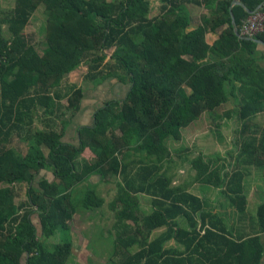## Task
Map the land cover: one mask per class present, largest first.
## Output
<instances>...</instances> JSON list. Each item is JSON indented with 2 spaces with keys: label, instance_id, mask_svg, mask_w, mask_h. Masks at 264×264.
<instances>
[{
  "label": "trees",
  "instance_id": "obj_1",
  "mask_svg": "<svg viewBox=\"0 0 264 264\" xmlns=\"http://www.w3.org/2000/svg\"><path fill=\"white\" fill-rule=\"evenodd\" d=\"M234 1L247 9L234 5L230 14ZM186 3L215 11L187 30ZM263 3L159 0L151 17L149 0H16L0 16V264H67L70 240H49L69 230L79 208L103 207L105 200L89 183L92 175L124 181L110 203L117 234L104 264H263L264 200L251 222L257 233L244 238L228 217L160 172L170 155L168 142L178 141L181 129L203 112L230 98L235 107L227 116L243 122V130L264 113V54L255 41L234 33ZM39 6L46 16L41 51L24 32ZM223 26L208 45L205 34ZM254 39L264 43V34ZM81 67L83 85L113 79L128 90L97 111L95 125L80 130L81 146L75 148L62 137L80 110L83 88L67 84L66 77ZM42 115L45 128L28 136L25 152L15 148V139L32 131ZM238 141L231 170L213 161L193 166L194 181L220 189L243 223L248 168L264 171V129ZM131 156L138 158L127 162ZM128 164L144 178L140 186L129 177ZM42 170L54 180L40 176ZM22 185L27 200L17 203ZM139 193L154 197L152 213L143 215ZM171 239L183 249H166Z\"/></svg>",
  "mask_w": 264,
  "mask_h": 264
},
{
  "label": "crops",
  "instance_id": "obj_2",
  "mask_svg": "<svg viewBox=\"0 0 264 264\" xmlns=\"http://www.w3.org/2000/svg\"><path fill=\"white\" fill-rule=\"evenodd\" d=\"M200 1V0H199ZM159 3V2H158ZM241 3V4H239ZM214 5V4H213ZM234 5H241L245 6L240 1H234L231 3L230 6V14H231V8ZM246 7V6H245ZM184 8L189 15L190 19V25L187 30H193L197 28L201 24V20L203 18H208L211 15V11H215L213 6L210 7V10L206 8L203 4L201 5H193L191 3L184 4ZM158 10V9H157ZM158 12V11H157ZM157 14V13H156ZM155 14V15H156ZM150 13V16H155ZM225 28L223 26L222 28L218 29L215 32H207L205 34V42L208 45H212L219 37V33ZM257 50L264 54V43H257ZM85 67H81L80 69H77L73 72H71L68 76V82L69 85H76L78 87L83 88V100L81 102L80 110L72 116L71 123L68 125L66 132L64 133L62 137V142L66 145L73 146L75 148H80L81 146V137H80V130L86 127H93L95 125V114L99 109L105 106L106 103L111 101H118L125 97L127 93V87L119 82L112 83L111 80H106L105 82L98 84V85H92L87 84L83 87L82 85V79L83 75L85 74ZM78 78L80 80H78ZM87 86V87H86ZM63 105H67L64 100L62 101ZM264 119V113L259 114L256 119ZM48 153V151H46ZM89 158H91V154L89 155ZM133 160V159H132ZM82 157L78 159V162L81 163ZM129 161V160H128ZM130 162V161H129ZM127 164V163H126ZM129 168V177L136 186H140L144 178L141 175H138V169L137 167H131L129 164L127 165ZM132 168V169H131ZM254 168V167H253ZM250 173V170L248 171V175ZM42 177L48 178L49 181L54 180V175L50 172H46L44 170L41 171ZM120 180L121 186L124 185L123 177L117 176ZM264 178V177H263ZM116 181L114 179L102 181L101 177L99 175H92L90 177V184L91 188L96 189L99 196L105 200V203L103 207H101L97 211H87L83 208H79L78 213L74 216V219L72 222H68L69 230L64 234H58L56 235V239L54 241H60L62 238H68L71 242V250L72 254L67 264H85L80 259V254L82 252L89 251L91 255L88 257H85V262L87 263H97L96 259L98 257H103L104 252H109L113 250V244L110 246L108 244L109 238L112 233H116V230L113 228L105 229L106 220L110 218V216L113 214L115 218V213L110 208V203L117 197L118 195V187L116 188V191L111 187V184H114ZM181 181H174L173 178V186H184L188 189L189 193H192L196 195L197 197H200L204 201H206L208 204L212 205L215 209V212L222 215L225 218H229V215H233V222L229 223L232 229H234L235 234H241L245 237L251 236L254 233H257V230H254V226H252L251 222L247 223V220L250 217V201L252 197L256 196V200L258 203H261V201L264 200V184H261V187L256 186V189L252 191L251 196L249 194V190L247 189V183H245V194L247 195L248 199V208L246 212V216L244 217V222L241 223V216L238 215L236 210L234 208H231L229 205H226L225 197H222L220 194V189H216L211 186L203 185L199 182H192L190 184L186 183H180ZM181 185H179V184ZM194 183V184H193ZM140 184V185H139ZM105 185V186H104ZM115 185V184H114ZM117 185V184H116ZM84 186H87V183L84 184ZM107 186V188H106ZM191 187H195V190H192ZM21 188V187H20ZM102 188V189H101ZM209 191H213L216 194H213L214 196H211L209 194ZM21 192V191H20ZM116 192V193H115ZM113 194V195H112ZM111 196L110 199H108V196ZM140 198V207L143 211V215H148L154 211V197L150 194L146 193H139L138 194ZM23 199H21L20 202H25L27 198L25 195H22ZM20 198V197H19ZM224 199L225 204L222 203V200ZM227 209H231L233 212H226ZM237 216V217H236ZM106 221V222H105ZM249 221V220H248ZM180 223L183 227L188 226V223L184 219H180ZM164 229L157 230L154 235H157ZM52 238V237H51ZM262 243L264 245V234L261 235ZM49 242L54 243L51 239ZM57 243V242H56ZM95 247V248H92ZM166 249L171 248H177V249H183L182 247L178 246L177 242L173 239L169 240L165 244ZM92 249V250H91ZM94 252V253H93ZM95 254V255H93ZM73 256V257H72ZM79 257V259H77ZM73 258V261L71 259ZM264 264V260L262 262Z\"/></svg>",
  "mask_w": 264,
  "mask_h": 264
},
{
  "label": "rangeland",
  "instance_id": "obj_3",
  "mask_svg": "<svg viewBox=\"0 0 264 264\" xmlns=\"http://www.w3.org/2000/svg\"><path fill=\"white\" fill-rule=\"evenodd\" d=\"M149 1L152 7L151 14L155 15L158 11L157 9L159 7V3H158L159 0H149ZM15 2L16 0H0V16L4 17L6 13H8L11 9H13V7L15 6ZM45 25H46V16L44 12V7L39 6L33 13L31 20L24 31L25 34L28 36L29 40L32 41L33 45L36 47L38 51H41V49L43 48ZM4 27L6 34L9 35L8 25L5 24ZM78 80L80 79L78 78ZM110 80L112 83L115 84L116 82L115 80L113 79ZM66 81L68 82L67 77H66ZM83 84L84 83L82 82V85ZM85 85H83V87ZM64 102L67 103L66 100H64ZM234 107L235 104L233 100L229 98V100L225 104H222L221 106L217 107L212 111L203 112L195 121L188 124V126H186L185 128L181 129L180 139L174 142L170 140L167 144L170 151V155L167 156L164 162L162 163L163 167L160 170V172L167 173L168 176L174 178V181L178 180L181 181L180 183H186L188 185L194 182L195 179L196 171L193 166L194 163L201 164V163H206L208 161L224 163L225 165H227V170H231V165L234 163V161L232 160L233 158L231 159V156L234 157L237 154L238 149L236 145L237 142H239L238 140L242 137L244 138L249 137L250 132H254V131L260 132L261 130L264 129V119L257 118L249 122V124H247L246 128L243 130L244 127L243 122L237 120V118L233 114H231L230 117L227 116L228 112L233 110ZM68 118L70 119V116L66 117V119ZM46 119L47 117L43 115L39 120L36 119L32 131L30 132L28 130L25 131L24 136L22 138L15 139L13 146L25 152L29 145V141L27 139L28 136L29 135L31 136L33 132L38 128L39 129L45 128V124L48 123L47 122L48 120ZM57 122H58V126H60L59 124L62 122V119H57ZM131 157L126 161L129 162L132 159L138 158V156L135 158L134 156ZM249 170L250 173L245 181L247 183V187H248L247 189L250 191L249 194L251 196V193L253 190L256 189V186L261 187V184L262 183L264 184V178H263L264 171L252 167L248 168V171ZM113 179L116 182L114 183L115 185L111 184V187L114 189V191H116L120 179L118 177H114ZM27 189H28L27 185L21 186L20 189L21 192L19 195L20 198L16 200L17 203H20L21 199H23L22 195H25V197L27 198ZM191 189L195 190V187L194 188L191 187ZM209 194L211 196H214L213 194L216 193L213 191H209ZM111 196L109 195L107 198L110 199ZM221 196L224 197L223 195ZM225 201L223 199L222 203L225 204ZM259 204L260 203H258L256 200V196L252 197L249 206V211H250L249 215L251 217V220L249 218L248 219L249 221L247 220V223L252 222V220L254 219ZM226 205H229L227 201H226ZM233 211L231 209H227L226 212L232 213ZM229 216H230L229 219L230 223H232L234 220L232 217L233 215H229ZM34 220L35 221L37 220L36 216H34ZM106 221H105L106 222L105 229L114 227L115 218L113 214ZM36 226H38V223H36ZM56 235H54L51 238V240L55 243L56 242L58 243L59 241H54L57 238ZM115 239H116V233H112L109 238L110 242H108V244L112 246V243H114ZM110 253L111 251L104 252L103 257H98L96 259L97 260L96 262L99 264L106 263ZM89 255H91L90 252L86 251V252H82L79 256L83 263L91 264L85 262V257H88ZM77 259H79V257ZM71 261H73V258L71 259Z\"/></svg>",
  "mask_w": 264,
  "mask_h": 264
},
{
  "label": "built area",
  "instance_id": "obj_4",
  "mask_svg": "<svg viewBox=\"0 0 264 264\" xmlns=\"http://www.w3.org/2000/svg\"><path fill=\"white\" fill-rule=\"evenodd\" d=\"M237 30L242 37L246 38H255L257 35L264 34V6L243 18Z\"/></svg>",
  "mask_w": 264,
  "mask_h": 264
},
{
  "label": "water",
  "instance_id": "obj_5",
  "mask_svg": "<svg viewBox=\"0 0 264 264\" xmlns=\"http://www.w3.org/2000/svg\"><path fill=\"white\" fill-rule=\"evenodd\" d=\"M239 4H241V3H239ZM262 5H264V3L262 4ZM245 9H247L245 6H243ZM253 11H250L249 13H252ZM232 23H233V19H232ZM234 33H235V35L238 37V38H242V39H246V40H252V41H255L256 43H262L263 44V42L262 41H258V40H256V39H254V38H246V37H242L240 34H239V32H238V30H237V28L234 26Z\"/></svg>",
  "mask_w": 264,
  "mask_h": 264
}]
</instances>
